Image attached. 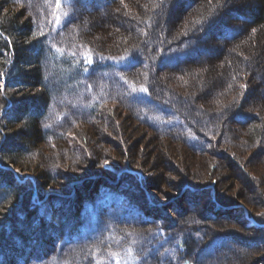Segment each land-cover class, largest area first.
Returning <instances> with one entry per match:
<instances>
[{
  "label": "trees",
  "instance_id": "1",
  "mask_svg": "<svg viewBox=\"0 0 264 264\" xmlns=\"http://www.w3.org/2000/svg\"><path fill=\"white\" fill-rule=\"evenodd\" d=\"M119 1L0 0V264H116L113 256L127 249L133 259L121 264H253L247 262V253L264 251V226H252L254 232L244 229L243 235L230 228L235 218L218 214L221 221L216 220L217 213L227 209L214 205L207 210L203 203L202 209L194 208L195 196L208 193L207 188L199 191L198 186L185 182L195 190L186 189L192 193L191 202L183 213L176 211L182 215L176 222L162 214V206H151L145 180L139 182L128 172L131 168L143 171L127 160L114 166L111 181L83 171L95 179L85 185L84 196L80 193L76 210L54 203L58 219L54 223L34 208L37 205L31 203L32 191L25 190L26 183L17 182L13 172L4 168L14 165L20 179L26 180L21 172L29 171L43 187H62L73 180L67 173L75 172L61 162L68 151L63 144L68 134L75 132L82 150L87 148L82 139L88 134V151L100 157V132L108 129L121 136L114 117L117 106L158 136L179 141L194 152L223 146L228 112L208 113L191 97L171 92L161 74L177 68L182 73L189 63L206 60L214 42L233 40L244 32V25L251 29L264 25V0H228L227 11L195 9L197 2L188 0L183 10L192 13L195 9L196 13L188 17L181 33L169 25L173 8L183 0H135L141 2L136 3L139 17L115 12ZM109 13L114 17L110 24L133 36L127 39L138 47L127 45L119 55L88 47L92 37L86 36L84 21L92 14L104 19ZM221 48L215 47L213 55ZM248 60L236 62L241 65L239 78L254 72L248 64L244 66ZM259 81L264 91V77ZM233 111L231 120L249 122L248 134L254 141L264 138V131L253 125L254 115ZM86 124L99 130L88 133ZM122 134L129 137L125 125ZM120 146L117 142L114 148L120 150ZM101 155L104 158L107 153ZM223 156L246 172L233 153ZM102 158L95 160L100 161L98 168ZM61 167H66L64 181L56 174ZM215 167L209 164L210 171ZM215 199L224 204L219 196ZM25 200L27 209L23 208ZM233 204L234 199L229 200L228 205ZM8 206L15 208L10 211ZM247 214L264 223V215L250 209Z\"/></svg>",
  "mask_w": 264,
  "mask_h": 264
},
{
  "label": "rangeland",
  "instance_id": "2",
  "mask_svg": "<svg viewBox=\"0 0 264 264\" xmlns=\"http://www.w3.org/2000/svg\"><path fill=\"white\" fill-rule=\"evenodd\" d=\"M187 1L183 0L176 4L171 14V24L169 26L177 33H181L182 28L187 25L188 17L195 15V9L217 7L219 10L227 11L230 8V4H227L228 0H194L197 5L194 12L191 13L190 10H183ZM235 1L237 0H231V3ZM136 3L141 4V2L135 0H121L114 5L113 10L115 12H126L131 16H138L136 11L139 6ZM241 11L242 9L239 10V12ZM113 18L110 13L104 19L97 17L95 14L89 15L88 21L86 23L84 21L85 25H83L86 36L92 37V39H89L90 44L88 47L95 48L103 54L119 55L125 51L124 48L127 45L131 48L139 46V44L134 46L132 40L128 41L127 38L130 34L118 28L116 29L113 24H110ZM240 22L242 23V21H237L236 24ZM244 28V32L231 41L221 42L218 40L213 43L215 47L222 45L218 55H213L217 52L214 50L215 47L212 46L211 55L209 58L206 55V60L189 63L182 73L177 68L161 74L162 81L165 82L171 92L177 91L180 95L191 97L194 99L196 106L203 107L208 113L214 115V113L228 112L225 116V118H229L228 126L224 127L226 134L221 139L224 142L223 146L213 147L211 152H194L179 141L158 136L148 127L138 124L131 118L129 113L117 106L114 117L119 123L117 129L121 136L108 131V129L100 132L103 141L99 145L100 151L98 153H100L101 158L102 152L107 153L101 159L100 168L97 167L100 161L95 163V160L100 158L99 155L93 156L88 151V147L91 145L88 134L82 139V144L87 148L82 150L78 148L80 144L75 140V132H71L63 143L68 151L61 157V162L67 163L75 170L74 173H67L73 179L71 182L65 181V185L60 188L43 187L35 174L29 171L21 172L28 182L23 178L21 180L17 178L16 181L26 183L25 190H31L36 200L42 199L41 203L34 207L39 215H45L46 219L50 217L54 223H57V211L55 212L56 206L54 203H59L62 206L66 205L67 210H76L75 205L80 193L84 196L87 193L85 185L88 181L95 179L94 175H84L83 171L86 170L90 174L93 172V174L103 178L106 177L111 181L114 166L125 164L124 162L128 160L131 166L143 171H141L143 174L140 173L141 178L138 181L145 180L147 197L149 200V194L152 197L151 206H155L153 199L162 203V214L175 219L176 222L182 217L176 211L181 210L183 213L184 206L191 200L192 193L186 190L187 183L185 182H188L198 186L199 191L204 188L210 190L208 193L207 191L200 192L199 195L195 196L197 204L193 205L194 208L202 209V203L207 206V210L214 209V205L217 207V204L209 201L211 191L214 193L213 196L221 198L222 203H224L221 205L226 206L229 200L234 199L233 205L236 207L228 208V211H219L216 220L221 221L218 214L224 215V219L235 218L237 221L230 226L232 230H236L243 235H245L244 229L251 231L254 227L250 226L249 221L244 218V211L250 209L264 215V138L254 141L248 134L250 131L248 129L251 127L247 126L249 122L235 123L231 120V114L234 113L233 110H237L254 115L256 122L253 125H258L264 131V91H261L263 88L260 87L261 83L259 81L264 77V25L252 29L244 25ZM130 37L133 36L130 35ZM210 37L217 39L214 35H210ZM122 44L124 45L121 46ZM242 58L249 59L244 66L247 67L248 64V66H251L250 70L256 71V73H242L241 79V77L239 78L240 75H237V70L241 65H236V62L241 61ZM258 90H260L259 93ZM239 101L241 102L240 107L235 108ZM124 125L128 128L129 137L122 134V126ZM83 127L88 129V133L99 130L97 127L91 128L87 124ZM217 139L215 141H218ZM221 140L220 142H222ZM117 142L123 145V148L120 146V150L114 148ZM42 148L46 149V147ZM47 150H53L52 153H56V149L53 147H49ZM215 152H219L221 155L217 156ZM225 152L233 153L243 164L246 172L238 169L231 161H226L223 156ZM211 163H215L216 167L210 171L209 164ZM9 167L12 172H15L14 168H17L14 165ZM131 170L136 171L132 168ZM64 172H66V167L64 169L61 167L56 172L58 178L62 181H64ZM204 184H207V186L205 187ZM200 194L204 196L202 197ZM20 195L23 196L24 192ZM137 195L140 196L139 192ZM63 196L66 199H62ZM70 198L72 200L67 204ZM139 199L143 203L146 201L141 196ZM176 200L177 202L173 203ZM28 204L29 202L25 200L23 208L27 209ZM58 206L57 208H60ZM8 207L10 211L15 208L14 206ZM151 211L155 212L156 210L152 207ZM208 215H205V217H208ZM197 218L200 219V216ZM247 235H251V233ZM247 258L248 263L264 264V251L256 253L249 251ZM132 259L133 254L130 249L125 250L121 257L113 256V260L119 264L124 260L132 261Z\"/></svg>",
  "mask_w": 264,
  "mask_h": 264
}]
</instances>
